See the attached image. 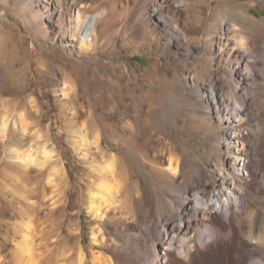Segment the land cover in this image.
Masks as SVG:
<instances>
[{
    "label": "rangeland",
    "instance_id": "1",
    "mask_svg": "<svg viewBox=\"0 0 264 264\" xmlns=\"http://www.w3.org/2000/svg\"><path fill=\"white\" fill-rule=\"evenodd\" d=\"M115 1L118 0H65V7L73 14L79 7L94 12ZM253 1L250 12L264 17V0ZM195 4L201 5L197 0ZM43 5L42 0H0V46L3 42L10 47L16 45L21 55L26 50L29 56L16 66L18 87L13 86L9 74L2 69L6 59L0 57V99L4 102H0V114L10 109L11 117H15L23 111L33 122L25 137H14L11 132L8 141L0 139V244H6L8 250L13 248L17 236L9 232L11 224H32L35 241L39 244L47 239L42 231L47 224H57L64 236L68 224L75 221L81 227L80 241L87 252L92 253L90 227L94 220L85 206L86 183L94 180L89 175L91 160L98 165L105 158L95 147L88 150L85 138L90 140L99 133L103 152L115 151L122 160L126 153H131L128 155L130 166L125 160L118 163V172L126 186L121 196L125 202L139 195L133 183L139 180L142 185L144 182L139 168L143 158L148 161L158 158L164 162L163 156L175 155L189 174L191 184L198 176L208 177L210 170L220 168L215 144L222 139L216 113L217 96L212 93L217 89L211 87L218 75L224 78L232 75L230 66L228 69L221 59L222 45L226 44L222 35L224 27L219 28L221 23L217 18L212 22L210 34L206 29L197 31L196 11L183 13L176 17L180 30H184L188 15L191 18L189 29L181 31L180 36L175 24L164 26L153 13L146 19L131 18L132 6L127 8L121 4L109 23L100 26L96 47H82L81 40L70 46L73 42L69 31L61 39L64 42L59 40L52 45L39 28L48 21ZM50 13L54 16L52 10ZM64 20L68 22L67 13ZM53 72L58 73L57 81L51 79ZM257 81L250 89L258 100V96L263 95L264 78ZM65 88L70 96L64 95ZM256 104L253 109L264 119V108ZM71 111L76 114L74 118ZM134 116L140 119V124L125 128L126 122ZM106 121L112 127H103ZM82 122L87 123L86 128L80 126ZM245 128L243 131L256 130L255 123L251 122ZM257 137L258 156L264 161V140ZM10 139L19 147L34 140L35 147L43 142L55 150L57 158L46 162L44 168L21 171L17 163L15 166L6 164L11 160ZM74 145L82 147L80 154ZM223 145L225 165L232 167L236 153ZM142 150L146 151L145 157ZM84 152L87 157L82 156ZM161 153L164 154L161 156ZM56 166L61 167L63 174L55 173ZM250 182L255 192L246 196L240 224L246 231L247 224H254L255 216L264 218V179L258 176ZM116 212L117 219L125 217L122 206ZM225 214L229 219V213ZM103 224H108L113 233L112 223ZM245 239L247 237L242 238L244 242Z\"/></svg>",
    "mask_w": 264,
    "mask_h": 264
},
{
    "label": "bare ground",
    "instance_id": "2",
    "mask_svg": "<svg viewBox=\"0 0 264 264\" xmlns=\"http://www.w3.org/2000/svg\"><path fill=\"white\" fill-rule=\"evenodd\" d=\"M190 1L118 0L94 12L79 7L73 14L65 7V0H42L48 21L47 25H39V28L52 45L59 40L64 42L61 39L69 31V38L73 42L70 46L76 40H81L82 47H96L102 30L100 26L109 23L116 7L121 4L127 8L132 6L131 18L146 19L153 13L158 23L169 27L175 24L180 36L181 31L189 29L188 20L191 18L188 15L184 30H180L176 17H181L183 13L196 11V30L206 29L209 34L212 22L218 18L221 23L219 28L224 27L222 35L226 43L222 45L221 59L228 69L230 66L232 73L231 78L218 75L211 87L217 89L212 93L217 96L216 113L222 139L215 144L218 151L217 166L221 165L220 168L210 170L208 177L198 176L191 184L189 174L175 155L163 156L164 162L158 158L151 161L143 158L139 161V168L144 174V182L142 185L139 180L133 183L139 195H133L125 202L121 199L126 186L118 172V163L122 160L119 154L115 151L109 154L103 152L99 133L96 132L90 140L84 136L85 147L88 150L89 147L97 148L105 158L98 165L94 159L92 163L89 161V175L94 180L89 179L86 183L85 206L94 220L90 227L91 247L94 251L87 252L80 241L81 227L75 221L68 224L64 236L57 229V224H47L42 230L47 239L39 244L35 241L32 224H11L9 232L17 238L11 250L7 249L6 244H0V264H264V218L256 214L254 224H247V231L240 228L246 196L255 192L250 180L258 176L264 179V171H261L264 170V161L258 156L257 144V136L264 140V119L263 115L253 109L257 102L258 106L264 108V85L261 86L263 95L258 96V100L250 89V86L258 84V78H264V17L260 18L250 12L253 0H197L201 5H196V0ZM65 13L68 14V22L64 20ZM209 34L208 40L211 41ZM16 49V45L10 47L7 42L0 46V57L6 59L1 65L2 69L9 74L14 87L19 86L16 66L29 57L26 50L21 55ZM57 75V72L52 73V81H57ZM65 84L69 85L67 82ZM67 89L63 90L64 95H69ZM209 98L212 100V94ZM71 113L74 118L76 114ZM140 122L134 116L131 121L126 124L124 122L125 128L138 126ZM249 122L255 123L257 132L250 128L243 131ZM32 123L23 111L11 117V111L7 109L0 114V139L6 141L11 132H14V137L24 136ZM102 125L112 127L107 121ZM80 126L86 128L87 123L82 122ZM10 140L11 160H7L6 164L15 166L17 163L21 171L44 168L46 162L57 158L55 150L43 142L35 147L37 144L34 140V145L29 142L27 146L19 147L17 142ZM223 144L236 153L232 167L225 165L221 152ZM74 146L80 154L82 147ZM145 152L142 150L144 157ZM128 155L126 153L123 158L130 166ZM82 156L87 157V153L84 152ZM54 171L59 174L62 169L56 166ZM121 206L125 217L117 219L116 211ZM226 212L230 215L229 219L225 218ZM128 213L131 216H127ZM105 221L112 223L113 233L108 224H103ZM243 237H247L245 242Z\"/></svg>",
    "mask_w": 264,
    "mask_h": 264
}]
</instances>
